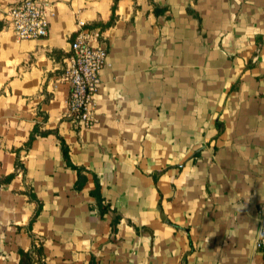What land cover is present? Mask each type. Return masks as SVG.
I'll return each mask as SVG.
<instances>
[{
	"label": "crops",
	"instance_id": "crops-1",
	"mask_svg": "<svg viewBox=\"0 0 264 264\" xmlns=\"http://www.w3.org/2000/svg\"><path fill=\"white\" fill-rule=\"evenodd\" d=\"M43 1L19 39L0 0V264L33 236L47 264H264V0ZM79 19L108 53L92 128L63 116Z\"/></svg>",
	"mask_w": 264,
	"mask_h": 264
},
{
	"label": "built area",
	"instance_id": "built-area-1",
	"mask_svg": "<svg viewBox=\"0 0 264 264\" xmlns=\"http://www.w3.org/2000/svg\"><path fill=\"white\" fill-rule=\"evenodd\" d=\"M7 24L19 39H43L49 34L50 17L43 0H12L6 15ZM71 53L64 60L59 76L69 85L68 104L64 117L80 128L96 124V95L101 90V73L107 65L108 53L102 45L103 32L87 21H77ZM256 247L264 253V218L256 239Z\"/></svg>",
	"mask_w": 264,
	"mask_h": 264
},
{
	"label": "trees",
	"instance_id": "trees-1",
	"mask_svg": "<svg viewBox=\"0 0 264 264\" xmlns=\"http://www.w3.org/2000/svg\"><path fill=\"white\" fill-rule=\"evenodd\" d=\"M113 10L115 11V6H114ZM113 21H114V16L111 19V22H109V24L112 23ZM39 133L40 132L38 130V126H35L33 131L31 132L29 141L27 142V145H26L27 148H29L32 145L33 140L36 138V136ZM61 147H62L63 156L65 158L67 165L69 167L77 170V172H78V180L75 184V188L80 190L83 188V186L85 185V182H86V175L83 174L84 169L82 167L76 166L75 164L72 163L71 158H70V154H69V147H68L67 143L64 141V139H61ZM99 189H100V185H99V182L97 180L96 181V190H95L94 194L97 195L98 200L101 204V202H102L101 198H100V196H98L99 195ZM32 198L38 201V199L35 195H32ZM38 203H39V205H38L37 211L31 220L30 226H32V224L37 219V217L40 213L41 204H40V202H38ZM101 209H102V213H104L106 211L107 207L101 205ZM119 220H120V217L117 216L115 221H114V224L117 225ZM20 255H21L20 264H47L46 259H45V253H44V243H43V241L37 239L34 236L32 237L31 248L28 251L21 249Z\"/></svg>",
	"mask_w": 264,
	"mask_h": 264
}]
</instances>
